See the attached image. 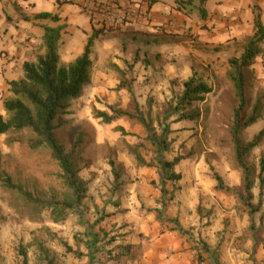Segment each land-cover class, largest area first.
Listing matches in <instances>:
<instances>
[{
	"label": "rangeland",
	"instance_id": "374dc122",
	"mask_svg": "<svg viewBox=\"0 0 264 264\" xmlns=\"http://www.w3.org/2000/svg\"><path fill=\"white\" fill-rule=\"evenodd\" d=\"M120 29H105L101 33L105 36L102 45L110 41L117 48L110 36ZM178 41L184 43V39ZM123 45L128 53L129 42ZM171 53L159 52L154 57L149 51L141 69L136 68L137 59L132 62L116 57V66L123 68L120 71L111 66L115 53L109 49L96 53L95 80L71 102L70 111L58 117L56 129L59 141L68 147L80 139L76 158L80 176L88 181L83 204L64 221L55 222L49 211L39 213L0 181V264H47L48 257L54 264H197L200 252L207 262L211 261L203 245L216 250L222 264H264V185L260 187L259 176L261 173L264 180L260 165L264 141L247 158L259 176L252 189V203L259 206V211L250 216V209L236 193L218 187L217 176L224 184L242 190L244 175L235 161L230 132L238 105L233 83L228 78L220 80L216 74L210 76L200 66L187 70ZM255 64L264 66V53L255 59ZM122 73L131 81L140 108L152 119L156 130L169 125L171 147L164 157L181 158L174 166L179 179L162 178L154 147L139 122L119 118L105 123L94 117L97 109L112 113L110 106H130L131 94L127 88H120ZM192 74L209 83L211 77L213 91L203 101L184 106L183 111L194 117L181 120L182 112L169 104L179 102L184 80ZM259 74L250 70L249 95L253 100L264 98V76ZM166 112L174 114L165 119ZM263 127L264 109L258 122L246 128L242 137L250 140ZM31 137L29 128L0 134V171L45 195L51 188L62 189L56 176L58 162L48 148L32 149ZM139 144L137 150L154 163L142 177V169L135 170L134 155L129 152V147ZM124 156L122 163L119 157ZM116 174H120L119 179ZM133 190L139 197L160 192L159 209L164 218L159 220L160 229L158 224H150L147 235L134 220L125 221L128 210L124 206L121 209L122 199L118 196ZM112 204L111 209L107 207ZM145 210L147 215L154 214V209L146 205L141 211ZM117 212L124 216H120L121 223L115 217ZM140 214L134 218L139 219Z\"/></svg>",
	"mask_w": 264,
	"mask_h": 264
},
{
	"label": "trees",
	"instance_id": "16d2710c",
	"mask_svg": "<svg viewBox=\"0 0 264 264\" xmlns=\"http://www.w3.org/2000/svg\"><path fill=\"white\" fill-rule=\"evenodd\" d=\"M205 1L200 0L201 4ZM188 4H191V0ZM200 11L203 15L206 13L205 9ZM38 17L58 19L57 15L50 13H41ZM255 26L256 31L248 39L243 53L230 59V70L227 72V78L233 83L238 101V105L234 108L230 132L234 143L235 161L244 175L242 190L224 184L221 177L217 176L218 187L236 193L240 201L250 209V216L259 211V206L252 203L254 197L252 189L259 176L260 187L263 188L264 185L261 173L256 176L254 168L247 162L251 152L264 141V127L250 140L242 137V132L246 128L258 122L264 109L262 96L253 100L249 95L251 66L255 59L264 53L260 46L264 41V23L259 14L256 16ZM63 30L62 25L45 27L44 51L37 54L34 60L23 64L22 79L9 81L11 97L4 99L7 116L0 114V134L15 133L29 128L32 133L31 148L36 150L45 147L51 151L53 158L59 164V172L56 176L62 189L51 188L45 195L35 188L15 181L12 175L4 171H0V181L4 187L16 192L39 213L44 210L49 211L55 222L64 221L71 211H78L88 192V181L80 176L81 167L76 158L81 147L80 139L68 147L59 141L56 129L58 117L70 111L71 102L83 95L86 85L92 80L94 67L91 57L92 46L95 37L103 33L105 28H97L89 37L83 53L69 64L61 62L60 41ZM130 82L122 73L120 88H127L132 97L128 108L110 106L112 113L97 109L94 110V117L105 123H112L119 118L139 122L147 133L146 139L154 147L155 160L161 170L162 178H165V181L179 179L180 174L175 172L174 166L181 158L167 160L164 157L171 147L169 125H164L162 130H156L152 119L140 108ZM183 85L184 90L179 102L177 104L171 102L169 107L182 112L179 119H192L194 114L191 116L186 114L183 111L184 106L203 101L205 96L213 91V87L196 75L184 81ZM173 114L166 112L165 119H169ZM119 129L126 133L123 127ZM140 145L129 147V152L134 155L138 165L153 166L154 163L147 161L137 150ZM260 165L263 171L264 158L261 159ZM119 177L120 174H116V178ZM162 191L165 192L164 187ZM158 219L164 220L160 211ZM177 227L182 231L181 225L178 224ZM202 249L210 254L211 261L207 262V258H204L200 252L197 264H222L216 250H212L207 245H203ZM48 259L47 264H54L52 259L49 257Z\"/></svg>",
	"mask_w": 264,
	"mask_h": 264
},
{
	"label": "crops",
	"instance_id": "0c3cea01",
	"mask_svg": "<svg viewBox=\"0 0 264 264\" xmlns=\"http://www.w3.org/2000/svg\"><path fill=\"white\" fill-rule=\"evenodd\" d=\"M188 1L151 0L149 22L127 24L115 34L111 33L110 37L113 38L114 45L117 44V48L111 46L110 41H105L102 45L105 36L99 34L92 46L93 72L97 69L96 53H103L105 49L115 53L111 66L119 71L123 68L116 66V57L132 62L137 59L136 68L141 69L144 68V58L149 51L154 57L159 52L165 55L172 51L171 54L177 55L178 62L184 63L187 70H193L196 65L209 71L210 76L216 74L220 80L227 78L230 59L243 53L248 39L256 31L257 14L264 23V0H206L204 4H201L200 0H191V4H188ZM201 9H205L204 15ZM41 13L57 15L58 19L40 18L38 16ZM59 25L64 27L60 41L61 61L69 64L83 53L89 37L96 30L90 16L80 5L69 0H0V114H6L4 99L11 97L9 81L22 79L23 64L34 60L37 54L44 51L45 27ZM189 33H194L193 37H190ZM178 39H184V43ZM125 42H129L128 53L124 52ZM261 45H264V42ZM261 47L263 49L264 46ZM130 63H127L128 66H132ZM251 69L264 76L263 65L257 66L254 61ZM192 76L193 74L189 75L184 81ZM134 77L136 78V72ZM212 80L210 77V83L207 82L211 85ZM216 81L214 80V84ZM119 158L120 162L124 163L126 156ZM134 162L137 165L135 170L142 169L141 177L143 173H148L145 170L149 169V166L138 165L135 158ZM118 197L122 199V205L120 202L116 204H119L121 209L125 207L128 210L125 215L129 218H125V221L134 220L139 229L147 235L150 233V224L152 227L158 224L160 229V192L154 193L152 197L148 194L139 197L133 190L123 192L122 196ZM113 205L107 207L111 209ZM144 205L147 209H154V214L147 215L145 213L148 210L141 211ZM141 212L143 213L140 214ZM136 213L140 214L139 219L134 218ZM120 216L124 217L122 212L115 214V217H118L116 220L121 223Z\"/></svg>",
	"mask_w": 264,
	"mask_h": 264
},
{
	"label": "built area",
	"instance_id": "2783aa9c",
	"mask_svg": "<svg viewBox=\"0 0 264 264\" xmlns=\"http://www.w3.org/2000/svg\"><path fill=\"white\" fill-rule=\"evenodd\" d=\"M80 5L95 28L118 29L127 24L148 22L151 0H69Z\"/></svg>",
	"mask_w": 264,
	"mask_h": 264
}]
</instances>
